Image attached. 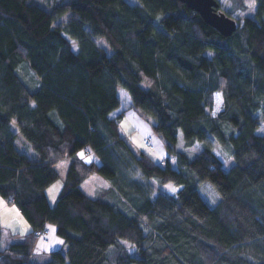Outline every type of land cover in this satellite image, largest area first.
Masks as SVG:
<instances>
[{
    "label": "trees",
    "instance_id": "1",
    "mask_svg": "<svg viewBox=\"0 0 264 264\" xmlns=\"http://www.w3.org/2000/svg\"><path fill=\"white\" fill-rule=\"evenodd\" d=\"M35 1L0 0V198L30 230L0 264H34L47 225L65 251L44 264H264V0L251 14L231 0L229 37L179 0ZM118 88L153 121L162 164L120 136ZM84 150L99 163H77ZM93 174L108 188L89 197Z\"/></svg>",
    "mask_w": 264,
    "mask_h": 264
},
{
    "label": "rangeland",
    "instance_id": "2",
    "mask_svg": "<svg viewBox=\"0 0 264 264\" xmlns=\"http://www.w3.org/2000/svg\"><path fill=\"white\" fill-rule=\"evenodd\" d=\"M35 1V0H34ZM72 0H36L35 2L42 6L45 9H49L52 5L58 4V3H64V2H70ZM131 3L134 2L135 0H129ZM219 3L220 10L222 11H229L233 7V3L231 0H217ZM244 4L248 7V10L245 12L246 14H251L253 9H254V2L253 0H244ZM244 13V14H245ZM242 12L240 9H235L234 12H232V17L236 18H242ZM26 67H22V71ZM125 116V125L122 127L123 132L126 131V129H130V125L133 126L134 132H129V138L128 142L132 147H137L147 154L150 152L149 151V146L152 145V142L148 141L147 136L144 131H147L149 127L151 126V121L150 119H145L141 117V115L136 111L134 108H127L124 111ZM135 115H138V118H134ZM130 124V125H129ZM264 132V122H261L260 128L258 132ZM142 133V134H141ZM16 146L19 151L25 152L29 156H32L34 154L32 148L28 144L26 140H24L21 136H18L16 139ZM177 149L178 150H185L183 146V140L181 137V134L178 136V143H177ZM151 153V152H150ZM91 155V154H90ZM83 159V155L78 156ZM173 159V158H172ZM67 160V159H66ZM67 162L70 164L71 162L67 160ZM161 163V162H159ZM162 164V163H161ZM232 164V160H228L224 163L223 169L226 170L228 167ZM174 167V165H173ZM93 177V176H91ZM88 181H85L81 185L82 191L89 197H95L97 192L103 188L107 189L108 188V183L105 182L102 179H98L96 177L91 178ZM58 182V181H56ZM54 182V183H56ZM57 183L54 184L53 189H56ZM63 186V185H62ZM205 188V189H204ZM209 188V189H208ZM204 189V191H203ZM211 187L209 186L208 183H205L201 189V194L202 196H205V198L209 201L212 200L213 194L211 193ZM216 196V195H215ZM217 197V196H216ZM0 248L3 249L10 245L11 243H16V242H21L23 237L30 231L28 224L25 222L24 218L21 216L19 213V210L17 209L16 206L9 204L6 200L0 198ZM2 203V204H1ZM19 213V214H18ZM44 236H40L37 240L43 241ZM36 242V243H37ZM65 251V250H64ZM44 257L47 258V261L49 259L48 255H44ZM33 263L34 264H40L37 263V259L34 257L33 258Z\"/></svg>",
    "mask_w": 264,
    "mask_h": 264
},
{
    "label": "crops",
    "instance_id": "3",
    "mask_svg": "<svg viewBox=\"0 0 264 264\" xmlns=\"http://www.w3.org/2000/svg\"><path fill=\"white\" fill-rule=\"evenodd\" d=\"M72 46L74 47L75 44L72 43ZM117 94H118V97L120 99V107H119V109H117L116 111H113L110 114V118L111 119H118L119 134L122 138L128 140V139H131V138H129V137H131V136H129V132L138 131V130H134L133 126L130 124H129L130 129L129 128L126 129L125 132H123V128H122L125 125V117H126L124 114V111L127 108H133V107H132L131 102H130L129 98L127 97V94L125 93L124 90H122L121 88H118ZM138 117H139L138 115H135L134 118H138ZM126 119H127V117H126ZM143 133H145V135L147 136L148 141L152 142V145H150L148 148L151 153L149 152L147 154L146 152H144L143 150H141L135 146L134 147L131 146V148L135 152L140 151V152L145 153L146 155L150 156L156 163H159V162L163 163L167 154H166L165 148H164L161 140L157 136H155V134L152 132L150 127L147 131H144ZM32 156L34 157V154ZM83 159L86 162L99 163V160H97L96 157L93 155L83 156ZM168 160L171 163V165L173 166L174 159H172V157H170ZM161 163H159V164H161ZM69 167H70V164L67 162L66 159L59 160L57 162V164L55 165V169L58 173V179H57L58 182H56L58 185H57L56 189L52 190L54 184H56V183H53L46 190L47 199H48V202L51 206H53L58 194L60 193V191L62 189V185L64 184V180L66 178ZM91 176H93V177H91ZM91 176H90L91 178L96 177L98 179L104 180L102 177L98 176L97 174H93ZM90 177H89V179H90ZM89 179H87L86 181H88ZM104 190H105V188L99 190L97 192L96 196L101 195V193ZM0 202H2V201H0ZM46 230H47V234L44 235V239H46V241L39 240L36 243L35 248H34V252H33V258L35 257L37 259V263H40V264H44L47 261V258L44 257V255L45 256L48 255V253L51 250H55V249L56 250L57 249L58 250H64V245H63L62 241L60 239H58L55 235V228L51 225H47Z\"/></svg>",
    "mask_w": 264,
    "mask_h": 264
},
{
    "label": "water",
    "instance_id": "4",
    "mask_svg": "<svg viewBox=\"0 0 264 264\" xmlns=\"http://www.w3.org/2000/svg\"><path fill=\"white\" fill-rule=\"evenodd\" d=\"M223 37L231 36L237 29L236 20L219 9L217 0H179Z\"/></svg>",
    "mask_w": 264,
    "mask_h": 264
},
{
    "label": "built area",
    "instance_id": "5",
    "mask_svg": "<svg viewBox=\"0 0 264 264\" xmlns=\"http://www.w3.org/2000/svg\"><path fill=\"white\" fill-rule=\"evenodd\" d=\"M86 152H87V150H84V151H83V155H85V156L88 155V153H86ZM85 153H86V154H85ZM69 161L72 162V160H69ZM76 162H77V163H83V162H82V158L78 157V160H77ZM44 234H45V233H44ZM42 239H43V241H45L44 238H42Z\"/></svg>",
    "mask_w": 264,
    "mask_h": 264
}]
</instances>
